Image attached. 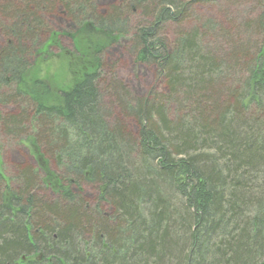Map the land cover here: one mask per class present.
I'll use <instances>...</instances> for the list:
<instances>
[{
    "label": "trees",
    "instance_id": "1",
    "mask_svg": "<svg viewBox=\"0 0 264 264\" xmlns=\"http://www.w3.org/2000/svg\"><path fill=\"white\" fill-rule=\"evenodd\" d=\"M219 1L127 0L101 14L91 0H0V106L16 109L0 131L46 174L23 165L11 181L0 164V264H264V0H243L258 9L249 20L191 21ZM59 7L107 37L142 13L128 48L165 91L131 97L99 61L40 102L26 78Z\"/></svg>",
    "mask_w": 264,
    "mask_h": 264
},
{
    "label": "rangeland",
    "instance_id": "2",
    "mask_svg": "<svg viewBox=\"0 0 264 264\" xmlns=\"http://www.w3.org/2000/svg\"><path fill=\"white\" fill-rule=\"evenodd\" d=\"M178 1L190 3L195 0ZM91 2L101 14H105L112 6L124 7L127 4V0H91ZM241 2L238 4L233 0H220L215 5H197L191 21L204 18L227 25L229 20L235 17L248 18V20L254 18L258 11V9L255 10L256 4L251 1L242 0ZM44 19L51 27L52 44L47 46L46 52L39 53L32 59L33 68L26 78L25 85L31 94H37V91L43 90V94L41 92L43 97L39 98L40 102L48 105L53 104L62 92L72 89L79 80L93 71L99 61L107 66V70L113 72L118 82L126 88L131 97H143L152 88L157 89L158 92L165 91L162 81L157 78V69L137 62L128 48L131 35L140 25L146 23V17L142 13L127 14L128 32L115 37H107L102 32H95L89 26L90 24L78 25L61 7L54 14L44 16ZM178 29L181 27L170 23L165 29L163 28L162 38L173 41L174 34ZM50 36L43 41H49ZM259 38L258 35L244 36L243 40L249 39L253 42L259 41ZM3 42V37L0 36V45ZM206 45L214 51H217L220 46L214 36L207 38ZM38 82L43 83V86H38ZM15 111L16 109L13 107L0 106L2 114ZM128 124L129 127H134L132 122ZM38 161L37 153L29 144L20 139L8 137L0 131V164L3 165L6 177L11 181L15 178L18 167L28 165L39 168ZM39 171L42 178H46L44 170L40 169ZM49 194L52 193L49 192ZM84 195L86 198L94 199L96 193L86 189Z\"/></svg>",
    "mask_w": 264,
    "mask_h": 264
}]
</instances>
